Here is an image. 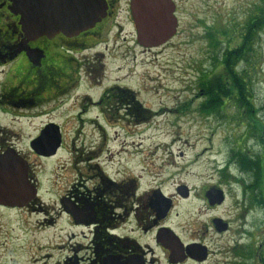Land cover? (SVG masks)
Here are the masks:
<instances>
[{
	"label": "rangeland",
	"instance_id": "obj_1",
	"mask_svg": "<svg viewBox=\"0 0 264 264\" xmlns=\"http://www.w3.org/2000/svg\"><path fill=\"white\" fill-rule=\"evenodd\" d=\"M128 2L117 5L108 50L100 46L101 81L82 83L61 111L78 110L82 98L77 102L76 96L99 98L104 87L117 84L134 98L131 114L117 110L103 118L94 107L86 117H51L46 103L8 113L1 109V141L29 158L39 191L38 201L27 208L0 210V264H58L66 254L83 256L78 245L94 237L93 228L74 225L59 199L84 185L91 188L102 176L121 185L115 195L129 202L158 188L172 199L164 223L183 240L202 242L211 250L206 261L183 264H264V205L250 201L253 179L232 158L242 150L263 155L264 26L254 31L251 53L232 65L247 80L251 105L239 108L235 98L223 97L222 111L201 109L206 101L201 83L220 84L226 67L220 53L242 43L247 22L264 0H174L182 19L178 34L151 52L131 43ZM87 56L96 59L95 52ZM4 73L1 69V90ZM250 107L262 122L252 128ZM49 121L62 127L67 147L45 159L32 152L29 142ZM211 188L223 191L220 206L210 205L206 194ZM179 189H186L188 197ZM218 220L228 225L226 230H219ZM130 221L136 227L134 217ZM140 233H134L139 243L153 250L149 263L169 264L156 247L154 232Z\"/></svg>",
	"mask_w": 264,
	"mask_h": 264
},
{
	"label": "flooded vegetation",
	"instance_id": "obj_2",
	"mask_svg": "<svg viewBox=\"0 0 264 264\" xmlns=\"http://www.w3.org/2000/svg\"><path fill=\"white\" fill-rule=\"evenodd\" d=\"M119 1L106 0L108 4L106 17L92 28L83 31L65 29L50 31L43 36H30L23 30L20 14H15L12 10L13 1L0 0V115L1 109L8 113L15 107L35 109L34 107L44 103L48 107L46 114L51 117L56 114L60 117L64 115L66 118L86 117L94 107H98L103 118L110 116V112L117 114V110L125 115L131 114L134 98L129 95L131 94L129 90L117 84L104 87L99 98L89 94H84L82 97L76 96L77 102L78 97L82 98V106L75 111H61L69 104V99L73 98L74 92L79 90L82 83L101 81L102 66L99 61L104 49L100 46L105 44V49L108 50L115 18L120 12V9H117ZM127 1H129L127 18L132 28L131 43L134 46L142 51L151 52L160 51L171 43L178 34L182 21L178 4L175 9L177 18L175 35L163 43L159 41L157 45L144 46L139 41L132 14V0ZM118 26L123 30L121 23L118 22ZM93 52H95V60L87 56V53ZM1 69L5 71L2 90ZM50 123L58 125L52 130L59 132V138L53 136L51 140L48 139L44 147L47 150H54L58 144L57 141L59 146L56 153L41 155L32 148V143L42 135ZM38 132L29 142L32 152L38 157L52 158L67 147L62 127L57 122L49 121ZM9 151L17 152V149L14 144H5L1 141L0 127V161L1 156ZM17 154L27 161L28 178L39 191L38 181L32 171L29 158L19 152ZM115 187L120 188L121 185L109 177L102 176L100 182L93 184L91 188L84 185V190H70L59 199L62 213L73 221L74 225L92 227L94 237L85 245H78L84 248L83 256L72 258L71 254H66L58 264H105L107 260L119 262V264H150L148 256L153 250L151 248L145 250V247L139 243L140 238L134 236V233L139 230L141 235L154 232L156 247L162 250L169 264H183L188 261L202 263L210 257V248L202 245V242L185 241L170 225L164 223L165 219L171 215L173 201L166 198L161 189L151 190L150 194L145 191V196H137L136 203L134 200L129 202L128 197L118 198L115 195ZM128 189L129 187L125 186L123 190L126 195L129 194ZM161 197L171 203V208L165 216L159 210L162 204H160ZM36 201L38 196L25 207H9L0 204V210H22ZM131 217H134L137 222L136 227H131L134 224L130 221ZM145 223H147L146 227ZM166 228L170 229L168 231L173 232L184 245L183 253L179 258L173 256V247L170 244L160 241L162 234L166 233L164 232ZM190 244L206 247L207 258L201 261L191 257L186 249Z\"/></svg>",
	"mask_w": 264,
	"mask_h": 264
},
{
	"label": "water",
	"instance_id": "obj_3",
	"mask_svg": "<svg viewBox=\"0 0 264 264\" xmlns=\"http://www.w3.org/2000/svg\"><path fill=\"white\" fill-rule=\"evenodd\" d=\"M12 10L20 14L21 25L27 35L40 36L50 31L76 30L83 31L94 27L107 15L106 0H12ZM132 14L136 23L139 41L144 46L157 45L159 41L170 39L176 32L177 18L174 0H132ZM58 127L54 123L46 126L42 135L32 143V148L41 155L56 153L59 146L57 141L54 150H47L44 144L53 136L59 138V132L53 131ZM183 196L188 197L186 189H179ZM38 190L28 178L27 161L17 152L9 151L1 156L0 161V204L9 207H25L37 197ZM206 197L210 205H221L225 195L221 189L211 188ZM161 212L167 215L171 203L161 197ZM219 230H226L227 224L221 220L215 221ZM166 228L161 242L173 247V256L179 258L184 245L179 238ZM166 245V244H165ZM189 255L197 260L207 258L206 247L200 244H190L186 248ZM105 264H119L107 260Z\"/></svg>",
	"mask_w": 264,
	"mask_h": 264
},
{
	"label": "trees",
	"instance_id": "obj_4",
	"mask_svg": "<svg viewBox=\"0 0 264 264\" xmlns=\"http://www.w3.org/2000/svg\"><path fill=\"white\" fill-rule=\"evenodd\" d=\"M261 25L262 27L264 26V4L259 6L258 11L255 12L253 17H250V21L247 22L245 26L247 27V31L246 34H244L245 36H243L242 43L233 49H228L227 51L223 50L220 53L222 58L221 63L224 67L226 66L224 69V78H220L217 82L221 85L212 84L210 81H203V83H201L203 95L206 97V101L201 105V109L204 113L209 114L217 110V108L222 111L223 109L220 106L224 103L223 97H230L227 100L235 98L234 103L239 106V108H245V106H249L253 102L252 100H248V94L246 93L245 83L248 88L247 80L240 73H235L232 65L241 57H245L247 53H251L254 47V31ZM227 67H229V69ZM235 90L236 93L234 94ZM247 111L250 112L247 116L248 119L253 122V124H250L251 128L256 124L262 123L259 119L257 120L256 116L252 115L251 107L250 109L248 108ZM261 128H264L263 124ZM232 154V158L236 160L241 171L249 174L253 179L252 184L249 186V189H251L253 193L251 194L250 201L255 205H264V149L263 155H251L244 150Z\"/></svg>",
	"mask_w": 264,
	"mask_h": 264
}]
</instances>
